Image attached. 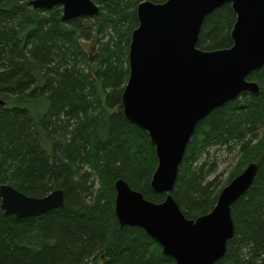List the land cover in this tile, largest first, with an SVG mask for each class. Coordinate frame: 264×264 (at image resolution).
Wrapping results in <instances>:
<instances>
[{
  "label": "trees",
  "instance_id": "obj_1",
  "mask_svg": "<svg viewBox=\"0 0 264 264\" xmlns=\"http://www.w3.org/2000/svg\"><path fill=\"white\" fill-rule=\"evenodd\" d=\"M30 1L0 0V186L33 198L62 190L64 204L25 219L0 208V264H175L115 215L119 179L152 203L165 200L150 187L155 149L125 119L121 95L137 6L167 0H93L96 17L68 21L60 6L35 10ZM234 23L230 4L213 11L198 49L230 48ZM247 81L259 94L244 92L197 124L171 192L184 217L196 220L223 189L209 181L214 163L201 162L210 148H238L225 185L257 165L252 186L231 207L234 235L214 264H264V66Z\"/></svg>",
  "mask_w": 264,
  "mask_h": 264
},
{
  "label": "water",
  "instance_id": "obj_2",
  "mask_svg": "<svg viewBox=\"0 0 264 264\" xmlns=\"http://www.w3.org/2000/svg\"><path fill=\"white\" fill-rule=\"evenodd\" d=\"M32 9H62V19L93 18V0H31ZM230 4L235 23L228 49H198L204 19ZM127 84L121 95L125 119L146 132L155 149L157 167L150 187L165 200L152 203L119 179L115 183V215L121 227L146 232L175 264H214L234 235L232 205L252 186L257 165L251 163L220 192L213 210L188 220L172 198L179 167L197 124L213 110L248 92L259 94L248 75L264 66V0L147 1L136 9ZM5 102L0 99V108ZM1 210L17 219L34 218L61 208L62 190L43 198L25 196L0 186Z\"/></svg>",
  "mask_w": 264,
  "mask_h": 264
},
{
  "label": "rangeland",
  "instance_id": "obj_3",
  "mask_svg": "<svg viewBox=\"0 0 264 264\" xmlns=\"http://www.w3.org/2000/svg\"><path fill=\"white\" fill-rule=\"evenodd\" d=\"M83 43L86 51L91 54L89 42ZM238 159L239 154L237 147L230 151L225 146H215L208 150V155L202 156L201 162L203 163L206 161L209 165L214 163L216 166V172L209 177V181L217 178L218 185H221V187L224 188L226 186L227 178L233 171Z\"/></svg>",
  "mask_w": 264,
  "mask_h": 264
}]
</instances>
